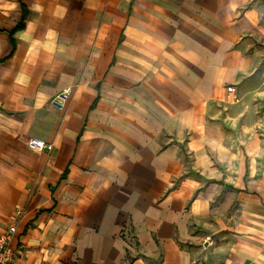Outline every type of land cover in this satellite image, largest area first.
Wrapping results in <instances>:
<instances>
[{"label": "crops", "instance_id": "1", "mask_svg": "<svg viewBox=\"0 0 264 264\" xmlns=\"http://www.w3.org/2000/svg\"><path fill=\"white\" fill-rule=\"evenodd\" d=\"M12 223V264H264V0H0Z\"/></svg>", "mask_w": 264, "mask_h": 264}, {"label": "built area", "instance_id": "2", "mask_svg": "<svg viewBox=\"0 0 264 264\" xmlns=\"http://www.w3.org/2000/svg\"><path fill=\"white\" fill-rule=\"evenodd\" d=\"M226 91L229 94L234 93V89L232 87H226ZM71 93L70 88H66L58 93L51 100V104L58 110H62L64 104L69 98ZM26 147L31 151H36L38 153L42 151H50L52 149V145L50 143H46L44 141L29 138L26 142ZM16 231V226L14 223L9 224L6 229L0 234V264H12L14 261V250L11 247V242L14 238Z\"/></svg>", "mask_w": 264, "mask_h": 264}]
</instances>
